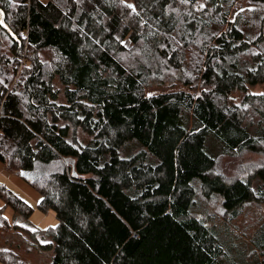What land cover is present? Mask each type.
<instances>
[{"label": "trees", "instance_id": "1", "mask_svg": "<svg viewBox=\"0 0 264 264\" xmlns=\"http://www.w3.org/2000/svg\"><path fill=\"white\" fill-rule=\"evenodd\" d=\"M0 10V162L34 172L57 220L31 226L0 183V264H33L16 238L48 264H264V92L247 89L264 83V0ZM246 154L252 175L207 176Z\"/></svg>", "mask_w": 264, "mask_h": 264}, {"label": "rangeland", "instance_id": "2", "mask_svg": "<svg viewBox=\"0 0 264 264\" xmlns=\"http://www.w3.org/2000/svg\"><path fill=\"white\" fill-rule=\"evenodd\" d=\"M45 1V0H41ZM233 19V18H232ZM24 64V63H23ZM248 91L251 94L259 95L264 92V83H259L256 85L248 86ZM260 156L256 154H246L240 156L239 158H227L223 157L219 160L217 164L218 173L215 171H208L207 176H220L224 182L230 183L237 178L243 176H250L254 169L259 166ZM248 163V164H247ZM2 167V168H1ZM0 183L4 184L8 189H10L15 195L25 201L30 207L33 208V212L29 218V223L31 226L38 229H46L48 227H53L56 225L57 220L55 214L52 211L47 213L40 212L36 205L37 200L34 197H39L37 192L28 185V178L34 174V172H9L6 167L0 162ZM1 206V202H0ZM5 217L9 221L13 220V211L6 209L4 213ZM15 244L18 247L14 249L22 256L33 262V264H48L51 259V254L39 253L36 250L26 249V245L21 242L19 238L15 239ZM13 246L14 241H13ZM20 248V249H19Z\"/></svg>", "mask_w": 264, "mask_h": 264}, {"label": "water", "instance_id": "3", "mask_svg": "<svg viewBox=\"0 0 264 264\" xmlns=\"http://www.w3.org/2000/svg\"><path fill=\"white\" fill-rule=\"evenodd\" d=\"M231 22H233V19L231 20ZM0 26L5 29L9 34H11V32L9 31V29L6 27V25L4 24V16L0 10Z\"/></svg>", "mask_w": 264, "mask_h": 264}, {"label": "crops", "instance_id": "4", "mask_svg": "<svg viewBox=\"0 0 264 264\" xmlns=\"http://www.w3.org/2000/svg\"><path fill=\"white\" fill-rule=\"evenodd\" d=\"M1 168H2V167H1ZM1 168H0V169H1ZM34 199L37 200V203H38V201H39V197H38V198H37V197H34Z\"/></svg>", "mask_w": 264, "mask_h": 264}, {"label": "snow or ice", "instance_id": "5", "mask_svg": "<svg viewBox=\"0 0 264 264\" xmlns=\"http://www.w3.org/2000/svg\"><path fill=\"white\" fill-rule=\"evenodd\" d=\"M128 7H129V8H134V6H133V5H128Z\"/></svg>", "mask_w": 264, "mask_h": 264}, {"label": "built area", "instance_id": "6", "mask_svg": "<svg viewBox=\"0 0 264 264\" xmlns=\"http://www.w3.org/2000/svg\"><path fill=\"white\" fill-rule=\"evenodd\" d=\"M133 236H135V233H132Z\"/></svg>", "mask_w": 264, "mask_h": 264}]
</instances>
